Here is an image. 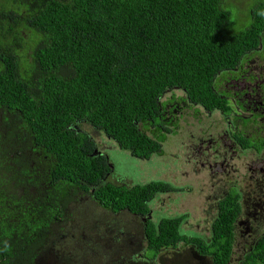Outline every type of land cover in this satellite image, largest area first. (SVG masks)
Wrapping results in <instances>:
<instances>
[{
    "label": "trees",
    "instance_id": "16d2710c",
    "mask_svg": "<svg viewBox=\"0 0 264 264\" xmlns=\"http://www.w3.org/2000/svg\"><path fill=\"white\" fill-rule=\"evenodd\" d=\"M258 12L264 0H0V264L46 259L41 249L72 231L82 204L106 221L111 210L147 212L174 190L108 181L93 133L149 159L176 131L175 108L234 111L218 74L259 46ZM237 199L220 202L205 248L215 264L232 253ZM179 224L149 221L148 244L175 246Z\"/></svg>",
    "mask_w": 264,
    "mask_h": 264
},
{
    "label": "flooded vegetation",
    "instance_id": "af4514ba",
    "mask_svg": "<svg viewBox=\"0 0 264 264\" xmlns=\"http://www.w3.org/2000/svg\"><path fill=\"white\" fill-rule=\"evenodd\" d=\"M218 78L222 81L225 80L223 83L225 84L226 94L231 100L234 111L225 114L220 110L210 112L204 108L209 112V115L219 113L218 118L222 126L217 132L209 134L207 139L199 137L195 144H192L193 159H195L196 170L200 169V165L210 170L208 181L203 185L204 187L210 186L214 190L216 185H226L237 174L240 175L241 184L248 178L257 181L261 192H258L257 196L248 202L250 210L247 208V204L242 201L240 190L242 185L240 186L239 183H229L225 193L221 192L216 195L215 199L211 198L204 214L198 205V210L196 207L194 208V215L190 211L178 215L160 216L156 220V215L151 206L152 200L149 201L147 212L133 211L128 207L116 211L111 210V213H106L111 217V220L107 218V222L101 223L102 227L99 231L88 234L84 238V241L90 240L93 249L97 251L105 246L110 252H114L112 258L96 264H173V261L168 260V254H179L186 251H191L197 259L199 258V261L200 259L205 261L209 258L211 264H215V255L213 252H209L210 248L208 250L205 248L211 247L213 224L221 213L222 206L220 202L223 199L225 200L231 192L238 195L239 212L234 221L235 237L232 253L227 264H233L234 256L239 259V264L254 263L252 256L257 257V264H264V37L262 36L260 39L259 46L248 51L235 68L219 73ZM177 90H175V94L176 97H179L181 94ZM168 94L170 97L173 95L172 92ZM172 106L169 105V109ZM190 107L194 109L196 115L201 108L197 104H191ZM179 111V107L173 111V116L177 122L176 126H179L178 119L180 121L184 120L185 124L192 126L194 122H188L183 115H175V112ZM198 118L196 117V119ZM198 120V124H200V118ZM253 136L255 139H252ZM247 137L248 141L246 142ZM101 147L104 148V142ZM102 151H100V154ZM94 154L97 155V150ZM106 154L109 157L110 154ZM109 164L111 170L106 179L114 182L111 178H118L114 183L127 185L124 183L121 174L119 177L114 175V173H118L115 165L111 161H109ZM175 190L177 188L172 191ZM83 200H87V198H83ZM91 201L89 203L94 204ZM83 206L84 204L74 209L73 215L81 214L76 220L77 222H83L85 218H93L94 220L100 218V216L99 218L89 217L87 215L89 212L95 213L90 210L89 205L86 209ZM95 215H99V213ZM211 215L213 220L210 225L211 238L209 241L200 236H190L182 232V227L185 224L189 226L194 223L197 224L199 221L209 219ZM163 218H180L179 233L182 238L175 246H163L155 249L148 244L146 228L149 221L159 223ZM54 233L56 234V231ZM238 236L239 240L237 239ZM72 237H76V234L71 235L70 232H62L60 235L50 236L43 249H41V253L46 259L38 258L40 260H37L36 264H60L61 256L70 251L60 244L69 243ZM56 238H61L59 245L56 243ZM200 243L204 244L205 247L201 246ZM150 251L153 252L152 255H149ZM61 264L85 263L81 257L75 259L73 263L69 261ZM86 264L91 263L87 262Z\"/></svg>",
    "mask_w": 264,
    "mask_h": 264
},
{
    "label": "rangeland",
    "instance_id": "374dc122",
    "mask_svg": "<svg viewBox=\"0 0 264 264\" xmlns=\"http://www.w3.org/2000/svg\"><path fill=\"white\" fill-rule=\"evenodd\" d=\"M177 92L183 94L182 90H177ZM190 104L191 103L188 102L182 105L180 111L175 112V115H183L187 118L188 122H194L193 125H187L184 123V120L180 121L178 119L179 126L174 128L176 130L175 132L168 134L166 141L163 143L162 153L154 154L149 159L136 158L132 156L129 151L120 148L114 141H111V139L105 138L101 134L92 133L95 136H99L101 138L100 140L104 142V148L102 149L110 154L109 159L118 171V173L116 172L114 175L119 177L121 174L124 183L128 186L161 180L177 188L175 191L171 190L166 193H161L152 200L151 206L156 215V220H158L160 216L178 215L190 211H192L194 215V208L196 207L198 210V205L203 210L204 214L207 211V205L210 203V199H215L216 195L221 192L225 193L229 183H239L240 186L242 185L240 189L242 201L247 204V208L250 210L248 202L257 196L258 192H261V188L257 181L248 178L241 184L240 175L237 174V176L231 179L226 185H216L214 188L215 192H213L214 190L212 187L203 186L208 181L210 170L201 165L200 169L196 170V163L195 159H193L191 147L199 137L207 139L209 134L217 132L222 124L218 118L219 113L216 112L209 115V112L201 107L196 115L194 109L190 107ZM196 117L200 118V124H198L199 118L196 119ZM191 159H193L192 162H190ZM117 179L118 178H111L114 182ZM210 195L212 196L209 197ZM87 215L89 217L99 218V215H95L91 212ZM108 218L111 219L109 216ZM212 220L213 216L211 215L209 219L199 221L197 224L194 223L191 226L185 224V226L182 227V232L190 236H200L204 240L209 241L211 238L210 225ZM103 222L107 221L101 218L97 220L85 218L83 222L76 221L75 227L70 232L71 235L76 234V237H72L69 243L60 244L70 251L61 256V261L59 263L61 264L62 262L69 261L73 263L75 259L82 257L85 264L87 262L96 264L112 258L114 252H110L105 246L101 247L100 251H97L93 249L90 240L84 241V238H86L88 234H94V232L99 231L102 227L101 223ZM60 233L62 232L56 231L57 235H60ZM61 238H56V243H58V245ZM237 239L239 240V236ZM192 250L194 251V249ZM152 254L153 252L150 251L149 255ZM173 255L174 257L171 259ZM234 258L233 264H239V259H236V256H234ZM198 259L191 251L179 254H168V260L173 261V264H211L209 258L205 261L204 259H200V261Z\"/></svg>",
    "mask_w": 264,
    "mask_h": 264
},
{
    "label": "clouds",
    "instance_id": "9594fccd",
    "mask_svg": "<svg viewBox=\"0 0 264 264\" xmlns=\"http://www.w3.org/2000/svg\"><path fill=\"white\" fill-rule=\"evenodd\" d=\"M258 14L264 16V12H258Z\"/></svg>",
    "mask_w": 264,
    "mask_h": 264
},
{
    "label": "water",
    "instance_id": "95a60500",
    "mask_svg": "<svg viewBox=\"0 0 264 264\" xmlns=\"http://www.w3.org/2000/svg\"><path fill=\"white\" fill-rule=\"evenodd\" d=\"M97 154H98V155L100 154V151H99V150H97Z\"/></svg>",
    "mask_w": 264,
    "mask_h": 264
}]
</instances>
